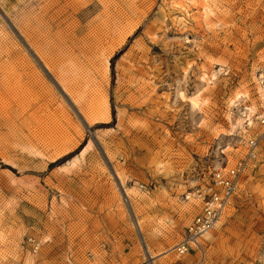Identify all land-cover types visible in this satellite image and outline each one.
I'll list each match as a JSON object with an SVG mask.
<instances>
[{"label":"rangeland","instance_id":"1","mask_svg":"<svg viewBox=\"0 0 264 264\" xmlns=\"http://www.w3.org/2000/svg\"><path fill=\"white\" fill-rule=\"evenodd\" d=\"M260 68L264 0H0V264H264V135L204 258L175 250Z\"/></svg>","mask_w":264,"mask_h":264},{"label":"built area","instance_id":"2","mask_svg":"<svg viewBox=\"0 0 264 264\" xmlns=\"http://www.w3.org/2000/svg\"><path fill=\"white\" fill-rule=\"evenodd\" d=\"M257 75L259 83H263V69L260 68ZM239 112L245 120V126L251 128L253 120H247L246 107L243 106ZM254 120L258 123L260 132H254L247 138L245 155L231 166L227 172H216L211 182L196 190L201 208L187 225L181 241L175 247L178 255L187 254L189 251H197L199 258L203 259L205 251L200 243L201 236L209 232L227 210L234 207L240 193L241 182L250 163L257 158L259 141L264 135V114H256ZM29 241L34 243L31 239ZM196 264H200L199 261Z\"/></svg>","mask_w":264,"mask_h":264},{"label":"bare ground","instance_id":"3","mask_svg":"<svg viewBox=\"0 0 264 264\" xmlns=\"http://www.w3.org/2000/svg\"><path fill=\"white\" fill-rule=\"evenodd\" d=\"M258 79V78H257ZM259 81V80H258ZM260 85H262V84H264V82L263 83H259ZM194 99H195V97H194ZM194 99H191L192 100V102H191V104H192V106L193 107H197L198 106V100H196V101H193ZM200 102V101H199ZM242 118V117H241ZM238 121V120H237ZM242 124H243V119H241V120H239L238 122H237V126H239V127H242ZM205 235V234H204ZM203 235V236H204ZM202 237V236H201Z\"/></svg>","mask_w":264,"mask_h":264}]
</instances>
